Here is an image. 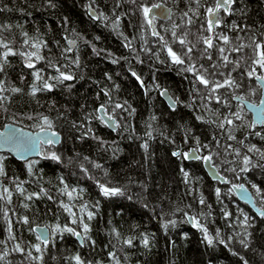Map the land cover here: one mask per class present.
<instances>
[{
    "label": "trees",
    "instance_id": "1",
    "mask_svg": "<svg viewBox=\"0 0 264 264\" xmlns=\"http://www.w3.org/2000/svg\"><path fill=\"white\" fill-rule=\"evenodd\" d=\"M140 2L149 6L162 2L171 8L167 21L154 22L159 35H153L144 22ZM211 3L0 0V40L16 53L6 60L0 56V81L5 89L0 92V128L9 122L32 131L49 128L42 119L47 116L50 129L60 133V142L41 146L38 158L17 161L0 153L5 172L0 176V241L4 242L0 253H8L0 264H75L72 258L77 254L85 264H264V215H256L231 190L232 184H245L264 210V127H253L249 112L233 98L257 103L262 95L255 77L246 73L253 56L249 45L264 43V0H236L230 14L221 11L223 23L216 32L228 34L233 41L224 47L246 45L240 53H227L230 60H240V66L226 68L216 49L208 50L212 61L202 55L205 46L200 37L208 33L201 25ZM90 8L95 17L89 16ZM194 11L199 15H193ZM185 12L193 23L186 22ZM173 31L178 36L187 33V40L195 45L191 58L197 65H220L218 72H230L240 84L220 90L227 104L206 98L204 86L185 70L188 60L184 65L172 61L167 48L180 54L185 48L175 42ZM32 43L41 45L38 55L44 57L33 58L35 68H29L27 56L21 54L36 51ZM4 51L0 48V53ZM77 59L78 64L73 63ZM53 65H66L63 70L74 79L33 94L32 86L39 87L34 71L41 70L46 79L56 75ZM164 89L174 108L161 99ZM101 104L115 119L116 130H109L102 121ZM116 104L124 107L115 108ZM231 112H238L241 119L220 128V118ZM252 146L260 151L249 152ZM190 147L199 148L200 155H212L213 165L227 182L210 180L201 160L173 155ZM53 154L59 159H52ZM245 155L251 157L247 165ZM101 183L119 187L124 194L106 197ZM32 193L40 195L27 199ZM62 205L89 225L90 239L83 244L70 232L54 231L56 225H68L83 233L82 225L72 224L71 213ZM83 205L87 209L82 211ZM88 211L93 213L91 220ZM24 217L29 224L23 223ZM36 225L49 227L46 246L30 230ZM201 226L213 239L211 245ZM129 238L131 245L124 242ZM17 243L24 253L13 250ZM35 244H40V253L32 247ZM28 251L40 259L28 257Z\"/></svg>",
    "mask_w": 264,
    "mask_h": 264
},
{
    "label": "snow or ice",
    "instance_id": "2",
    "mask_svg": "<svg viewBox=\"0 0 264 264\" xmlns=\"http://www.w3.org/2000/svg\"><path fill=\"white\" fill-rule=\"evenodd\" d=\"M133 3H138V0H132ZM200 0H196V3L199 4ZM236 2V0H213V3L209 4L206 8H205V24L201 25V28L206 31L208 34L207 35H202L200 37V43H202L205 47L203 50L202 55L209 61L213 60V57L211 54H209L208 50L209 49H216L217 52L219 53L220 59L223 62V67H228L229 64H234L235 66H240V60H236V61H232L229 58V55L227 53H240L243 51L244 47L246 45H244L243 43L239 44V45H235V46H231L229 48L224 47V45H232L233 41L230 39L229 35L226 33H217L216 29L221 27L222 25V19L220 16L221 11H223L225 14H230L231 13V7L232 5ZM139 10L142 12L143 15V19L144 22L148 25H152L153 23V19L154 17L152 16L153 13V9L159 8L160 5L158 4H151L150 6L148 5L147 2H140L138 4ZM191 11V10H190ZM91 14L93 16H95V11L92 10ZM162 14L167 15V12H162ZM193 15L198 16L199 13L197 11L193 12ZM184 17L187 18V23L191 24L193 23L192 18L189 16L188 12L184 13ZM99 18V17H97ZM119 22V17H117V24ZM176 28H179L180 25H176ZM234 28H238L239 26L237 25H233ZM25 36H27V33L24 34ZM153 35H159V33L157 32H153ZM172 36L175 40V42H178L180 45L185 46L182 54L178 53L177 51H174L171 47L167 48L168 51V55L171 57L172 61L176 64H181L184 65L185 61L188 60L189 63L187 64L185 70L189 73L193 74L194 77V81L203 85L204 88L206 89V98L209 100H215L216 103L218 104H227L229 101L227 100L226 97H223V95L220 93L221 89H232V88H239L240 84L237 82V80L232 78L231 73L229 72L228 74H225L223 72H218L217 69L220 67V65L217 64H210L209 68H205L203 64L197 65L191 58V54L193 53V50L195 48V45H192L191 42H189L187 40V33H183L182 35L178 36L176 31L172 32ZM161 39H163V37H161ZM237 39H239V37H237ZM216 41H222V44H218L216 43ZM25 44H29V40L25 39L24 41ZM70 43H75L74 41H71ZM129 46H130V42H129ZM31 47L36 49V51H32L29 53H21L22 55H26L27 59H28V63L27 66L29 68H35V63L33 61V58L35 61H39L44 59V57L38 55V51L41 47V45L39 43H32ZM249 47L252 48V52H253V56L249 57L247 65H248V71L246 73V75L250 78L255 77V79L257 80V82H259L261 84V88L264 89V43L262 42H253V45H249ZM0 48L6 49V51H4L3 53H0V56H2L5 60L7 58L8 55L12 54H16L15 52H13V49L8 45V43H6L3 40H0ZM70 50V49H69ZM67 51V50H66ZM116 61L114 60L113 63H115ZM73 63H77L78 64V59L76 61H73ZM54 70L56 72V75H49L46 79L42 76L41 74V70H36L34 71L33 75H34V79L35 81L39 82V87H37L36 84H34L32 86V92L33 94H35L37 91H42V90H48L51 91L54 87H56L57 84L63 83L64 81H71L74 79V76L69 73L64 71L63 69L66 67V65H53ZM260 69L261 71L259 73H257V69ZM235 70V68H233V71ZM3 71V64L0 63V72ZM133 76H136V73L133 72L132 73ZM219 76L221 77L220 79H214L213 77ZM137 79L139 80L140 77L137 76ZM141 83L143 84V82L141 81ZM5 89L3 88V82L0 81V92H3ZM13 91H20V89H13ZM166 94V93H164ZM105 95H107V93H105ZM234 99H243L240 96H233ZM3 97H0V100H2ZM260 104L264 105V99L260 100ZM115 108H123L124 106L121 104H116L114 106ZM105 105L101 104L98 111L99 110H104ZM250 108L253 109H258L259 106L258 105H250ZM134 111V110H133ZM44 123L46 125H48V127H51V122L49 121L47 116H43L42 117ZM110 120L114 119L112 117H109ZM241 116L238 112H231L228 115H224L220 118V122L218 124V126L220 128H225L226 125L228 126H232L234 124L235 120H240ZM255 123H260V124H264V110L258 111L257 112V120ZM255 123L252 125L253 127L255 126ZM41 131H46L45 128H41ZM90 131V130H89ZM148 135L150 136L151 134L148 133ZM58 134L53 132L51 133V137H57ZM230 139H234V137L230 136ZM46 143L48 144H53L55 141L52 138H48L46 141ZM25 148H30V145H28L27 143L24 144ZM146 147V145H145ZM200 147L203 148H207L208 145H201ZM231 147V146H229ZM199 151V148L196 151H193L191 153L189 152H184V153H180L179 151L177 152H173L174 156H181L183 155V157L185 159H202L204 161H207L209 163L212 162V155H203V156H199L196 154V152ZM249 152H253V151H257L259 152V149H256L255 146H252L248 149ZM237 155H239V150H236ZM261 156L262 158H264V152H261ZM52 159H59L58 156H56L55 154L52 155ZM251 161V157H249L248 155H245L243 157V163L245 165L249 164ZM96 167H100V165H96ZM29 169H31V165H29ZM246 170V169H241ZM183 171V170H182ZM234 171V170H233ZM5 175L4 169H3V163H2V159H0V176ZM184 176L187 177L188 173L184 172ZM222 182H227L226 178L223 179ZM100 190L102 195L104 196H116V195H123L124 192L121 188L119 187H109L106 184H99ZM233 188H243V185H233ZM17 189L19 191H21V193H23V189L22 187L17 184ZM5 192H8V189H4ZM43 192V190H41ZM217 195H219L220 193V189L217 188L216 189ZM45 195L47 193H44ZM40 193H32L31 195H29L27 197V199L31 200L33 198V196H39ZM69 198L71 199V193H68ZM10 196V193H9ZM51 199V197H49ZM201 203H203V200L200 201ZM25 207H27L28 205L25 204ZM66 211H69L71 213L70 208L67 205H62ZM87 209V205H83L82 206V211ZM72 215V220L71 223L72 224H81L82 228H83V233L76 231L74 228L68 226V225H64L63 228H61L60 225H56L54 231H67L72 233L74 236L80 237L81 238V243H84L85 239H90L89 237H87V233L89 231V225L87 223L83 222V217L80 218H76L75 213H71ZM225 215H229V213H225ZM261 215H264V212H261ZM87 218L89 220H91L93 218V213L91 211L87 212ZM247 217H244L245 222L247 221ZM23 223L25 224H29V220L27 217L23 218ZM170 223L174 224V221H170ZM165 227H167V224L164 225ZM199 226V225H198ZM202 231H204L205 233V240L207 241L208 244H212L213 243V239L210 238L207 235V229L203 228L201 226ZM31 231H35L38 232L37 235V239L39 241H41L45 246L49 243V238H50V233H49V227L47 225H45L43 228H40L39 226H37V228H31ZM9 233H10V238L11 239H15L14 236H11V227H9L8 229ZM126 244L131 245L132 244V239L129 238L127 240L124 241ZM0 243H4L3 241H0ZM94 243V242H93ZM143 243L145 246L148 245L149 241L147 239V237L144 238ZM220 243H224L223 240L220 241ZM241 243L243 244L244 241L241 240ZM33 248H35L36 252L40 253L41 252V247L40 244H35L32 246ZM14 251L17 252H21L24 253L25 249L22 248L20 246L19 243H17L15 245V248L13 249ZM7 252L4 253H0V260H3L4 257L7 255ZM110 255H112L114 257V253H110ZM27 256L33 259H40V257H33L32 256V252L28 251L27 252ZM72 259L75 260V264H85V262L81 259V257L77 254L76 256H74ZM118 264V262H117ZM245 264H247V262L245 261Z\"/></svg>",
    "mask_w": 264,
    "mask_h": 264
},
{
    "label": "water",
    "instance_id": "3",
    "mask_svg": "<svg viewBox=\"0 0 264 264\" xmlns=\"http://www.w3.org/2000/svg\"><path fill=\"white\" fill-rule=\"evenodd\" d=\"M155 4L160 5V7L153 9L152 16L154 17V19H153L152 25L150 26L152 32H154V31L156 32L155 24H154L155 20L164 22V21H167L171 15V8L169 6L165 5L162 2H158ZM91 11H92V9L90 8L89 9V16L95 17L96 13H95V16H93L91 14ZM162 12H167V15L162 14ZM260 86H261V84H260ZM164 93H166V94H164ZM160 95H161V99L170 108H174L176 106L174 100L169 95L167 90H165V89L162 90ZM261 99H264V89H262V95H261L260 100ZM235 100L239 101L243 105L245 110L250 113L251 121L253 124L257 120V112L264 110V105L260 104V100L257 103L251 102V101L246 100V99H240V100L235 99ZM250 105H258L259 108L253 109V108H250ZM99 115L109 130H111V131L116 130L115 119L110 120L109 117H111V116L106 114L104 112V110H99ZM255 125L264 127V124H260V123H255ZM45 129H46V131H43V132L41 131V129L32 131V130L23 128L19 125H16L14 123H10V122L6 123L2 128H0V153H6V154L10 155L11 157H13L17 161H26V160L31 159V158H38L41 155V146L49 145L48 143L45 142L48 138L54 139L55 142L53 143V145H57L60 142V133L58 131L50 129V128H45ZM53 132L57 133L58 136L57 137H51V133H53ZM25 143L30 145V148H25L24 147ZM196 150H197L196 148L190 147L186 152L191 153V152L196 151ZM196 154L199 156H203V155H200L199 151H197ZM204 155H209V154H204ZM184 160H186V161L201 160L204 172L206 173V175L208 176V178L210 180L219 182L221 184L226 183V182H222L224 179V176H222L218 172V170L216 169V167L213 165L212 162L209 163V162L204 161L202 159H191V158H189V159L184 158ZM233 185H243V188L242 189L241 188H233ZM0 188H1V184H0ZM231 190L234 193L235 197L240 202L245 203L249 208H251L256 215H261V212H264L263 209L259 208L256 205L251 191L249 190V188L245 184H243V183L232 184ZM37 226H39L40 228L44 227V225H36L34 228H37ZM35 234L38 235V232H35ZM76 238L81 243V238L77 237V236H76Z\"/></svg>",
    "mask_w": 264,
    "mask_h": 264
},
{
    "label": "flooded vegetation",
    "instance_id": "4",
    "mask_svg": "<svg viewBox=\"0 0 264 264\" xmlns=\"http://www.w3.org/2000/svg\"><path fill=\"white\" fill-rule=\"evenodd\" d=\"M225 14V13H224ZM226 15H228V14H226ZM250 114V113H249Z\"/></svg>",
    "mask_w": 264,
    "mask_h": 264
}]
</instances>
